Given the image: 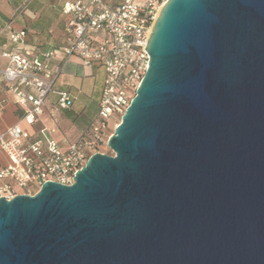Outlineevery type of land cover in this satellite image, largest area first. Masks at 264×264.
Wrapping results in <instances>:
<instances>
[{
    "label": "water",
    "instance_id": "95a60500",
    "mask_svg": "<svg viewBox=\"0 0 264 264\" xmlns=\"http://www.w3.org/2000/svg\"><path fill=\"white\" fill-rule=\"evenodd\" d=\"M150 30L112 153L0 197V264H264V0H166Z\"/></svg>",
    "mask_w": 264,
    "mask_h": 264
},
{
    "label": "built area",
    "instance_id": "2783aa9c",
    "mask_svg": "<svg viewBox=\"0 0 264 264\" xmlns=\"http://www.w3.org/2000/svg\"><path fill=\"white\" fill-rule=\"evenodd\" d=\"M29 0L15 9L20 13ZM166 0H64L65 16L61 43L51 49H19L25 30L8 33L15 47L2 55L6 65L0 75L6 90L14 95L22 109L21 120L29 125L40 121L48 95L54 93L53 110L68 109L75 96L54 88L62 70V61L77 56L83 66L98 63L104 77L96 115L80 135L61 146L51 138L55 127L42 128L34 136L16 122L0 131V197L34 194L43 182L71 184L75 171L96 152L105 153L107 140L120 121L146 69L149 55L145 45L151 25ZM8 24V23H7ZM103 32L101 37L97 34ZM58 53L61 59L54 62Z\"/></svg>",
    "mask_w": 264,
    "mask_h": 264
},
{
    "label": "crops",
    "instance_id": "0c3cea01",
    "mask_svg": "<svg viewBox=\"0 0 264 264\" xmlns=\"http://www.w3.org/2000/svg\"><path fill=\"white\" fill-rule=\"evenodd\" d=\"M22 1L0 0V68H3L7 62V58L2 55L3 44H6L8 49L16 45L7 39L8 33L11 31L25 30L23 42L18 44L19 49L44 51L58 46L63 38L65 16L61 13V8L64 0H29L25 8L15 14V9ZM61 57V54L57 53L53 61L58 62L62 60ZM79 63L80 59L77 56L63 60L62 70L54 82V88L68 90L75 96L71 107L53 110L50 104L55 100L56 95L50 93L40 121L32 125L20 119L22 109L15 103L14 95L6 90V84L0 75V131H5L9 126L18 122L24 130L34 136L39 135L40 129L54 126L55 130L50 133V136L60 132L61 138L56 141L61 146H64L67 141L77 138L86 124L83 119V110L78 111L74 107L84 90L83 77L87 76L84 73L80 74L82 70H79ZM90 66L103 69L98 63H93ZM72 69L77 73H73L71 79L68 80L62 76L63 70ZM71 113L73 114L71 115Z\"/></svg>",
    "mask_w": 264,
    "mask_h": 264
},
{
    "label": "rangeland",
    "instance_id": "374dc122",
    "mask_svg": "<svg viewBox=\"0 0 264 264\" xmlns=\"http://www.w3.org/2000/svg\"><path fill=\"white\" fill-rule=\"evenodd\" d=\"M102 31L96 35V37H101L102 35ZM57 53L59 52V50L56 51ZM79 70L82 72H80V74H86L87 76L83 77V88L84 90L82 91L81 97L80 99H78L75 103V109H78V111L83 110V119L86 121V124L84 126V128L87 127L89 121L96 115V111H97V101H98V97H99V93H100V89L102 86V81H103V77H104V71L101 67H96L94 66L93 68H91V66H83L81 64V62L79 63ZM74 69V68H73ZM63 70L62 76H64V78L66 79H71L72 78V74L73 73H77L74 72V70ZM45 109V108H44ZM73 113H71L72 115ZM37 126V125H36ZM51 138H53L54 140H59L61 138V134L60 132L51 135ZM105 153H112L111 149L105 148Z\"/></svg>",
    "mask_w": 264,
    "mask_h": 264
},
{
    "label": "bare ground",
    "instance_id": "6f19581e",
    "mask_svg": "<svg viewBox=\"0 0 264 264\" xmlns=\"http://www.w3.org/2000/svg\"><path fill=\"white\" fill-rule=\"evenodd\" d=\"M117 124H118V122H116V125H117ZM116 125H115V126H116ZM115 126H114V127H115Z\"/></svg>",
    "mask_w": 264,
    "mask_h": 264
}]
</instances>
